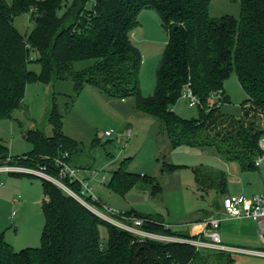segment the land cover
Wrapping results in <instances>:
<instances>
[{"label":"trees","instance_id":"1","mask_svg":"<svg viewBox=\"0 0 264 264\" xmlns=\"http://www.w3.org/2000/svg\"><path fill=\"white\" fill-rule=\"evenodd\" d=\"M89 1L13 0L9 4L0 0V119L17 121L15 112L19 110L27 114L25 96L30 83L53 87L48 116L52 134L23 129V137L33 146L25 154V163L15 160L20 156H11L1 142L0 163L45 167L46 173L55 177L61 170L59 160L83 169L78 161L85 148L64 132L59 99L65 100L64 110L68 111L90 85L109 97H135L136 109L159 122L160 133L166 134L172 151L183 147L212 150L225 161L239 163L244 171L256 168L264 138V0H239L238 17H212V0H95L88 8ZM146 9L159 14L169 35L157 68L156 87L149 97L142 95V56L130 36L140 25L139 14ZM23 14H30L34 24L26 34L14 23ZM32 53H36L35 59ZM33 63L40 65L39 72L31 69ZM233 74L246 95L240 116L221 111V104L230 102L225 82ZM67 83H71V93L57 91ZM185 88L200 100L198 116L190 119L173 109ZM214 97L221 104L210 106ZM18 125L22 126L19 121ZM94 143L99 144L100 139ZM127 163L124 159L113 172L107 184L111 191L120 196L134 188L153 197L163 193L157 176L129 171ZM177 168L166 160L160 162L161 173H173ZM194 176L200 192H227L225 173L197 167ZM42 182L46 225L41 246L15 251L0 230V264H210L195 252L194 245L141 240L102 220L55 183L44 178ZM65 182L81 193L79 180ZM86 198L92 201L90 195ZM92 202L99 207L104 203L101 199ZM118 216L129 224L134 218L144 219L141 229L151 233L191 237L166 229L161 215L131 209L120 211ZM101 225L108 232L104 243ZM227 259L217 264H232L233 259Z\"/></svg>","mask_w":264,"mask_h":264},{"label":"rangeland","instance_id":"2","mask_svg":"<svg viewBox=\"0 0 264 264\" xmlns=\"http://www.w3.org/2000/svg\"><path fill=\"white\" fill-rule=\"evenodd\" d=\"M6 1L9 4L13 2V0ZM94 1H89L88 8L93 6ZM210 14L212 17L227 14L238 17L240 2L212 0ZM138 19L140 25L130 33V36L142 56L140 71L142 95L149 97L153 95L156 87V72L163 58L169 35L162 27L160 16L155 10H143ZM14 23L23 34L29 33L34 25L30 14L16 17ZM36 56V53H32L34 59ZM31 69L36 72L41 70L40 65L36 63L31 65ZM225 90L230 102L221 104L215 99L217 97H214L209 100L210 106L221 104L222 112L237 116L246 95L235 74L226 80ZM52 91L51 86L39 82L30 83L25 96L27 114L24 110H19L15 112L17 121L0 119V142L9 148L11 156L22 157V160L20 157L15 159L19 163L24 164L27 158L25 154L33 149L32 144L23 137V129L25 131L41 129L47 135L52 134V126L48 120ZM57 91L71 93V83L64 86L62 84ZM59 100L63 105L61 107L64 113V132L82 143L85 148L83 158L78 161L80 167H83L79 175L82 178L88 177L93 192L118 212L133 208L144 215H163V218H173L174 221L179 222L180 216L184 217L188 211H214V195H201L195 188L194 169L207 167L225 173L229 178V164L216 152L185 147L172 151L169 148L168 137L160 133L159 122L138 111L135 107L136 98L133 96L109 97L98 89L86 85L76 97L70 110L65 111V100L61 98ZM173 109L187 119L198 116L197 107H190L188 100L184 98H181ZM18 121L22 124L21 127ZM128 128L132 130L130 137H127ZM106 131H110L113 135L107 136ZM96 138L100 139L99 144L94 143ZM124 159H128L129 171L157 176L163 187V193L153 197L149 192L134 188L125 196H120L111 191L107 184ZM163 160L177 165L178 168L173 173H161L160 162ZM17 165L22 168H32L27 165ZM231 166L238 164L232 163ZM0 178L4 182V185L0 184V230L4 231L5 239L15 251L40 247L46 225L42 208L44 198L42 178L28 173L22 176L2 174ZM123 222L129 224L128 220ZM174 229H177L173 230L175 233L187 231L185 226H175ZM100 231L101 241L107 242V227L101 225ZM195 252L210 264L228 260L225 252L203 251L197 247ZM250 258L254 257L237 254L234 256L233 264H242ZM261 261L264 264V259Z\"/></svg>","mask_w":264,"mask_h":264},{"label":"built area","instance_id":"3","mask_svg":"<svg viewBox=\"0 0 264 264\" xmlns=\"http://www.w3.org/2000/svg\"><path fill=\"white\" fill-rule=\"evenodd\" d=\"M182 98L188 100V104L190 107H197L200 103L199 98L192 92L190 88H185L182 94ZM106 135L112 136L113 134L110 131H106ZM131 135L132 130L128 128L127 137H130ZM118 137L120 138L121 135L119 134ZM260 147L263 149V154L257 157V159L255 160L256 166H261L264 164V138L260 141ZM58 163L61 165V170L57 177L47 174L45 167L22 168L18 165L9 163L8 161L0 163V176L2 174L28 173L49 180L59 186L64 192L74 197L80 203L92 210L102 220L132 232L133 234L139 236L141 240L145 238H151L167 242L187 243L194 245L198 249L209 248L217 251H240L264 258V250L237 249L226 246L223 243L222 237L219 232L222 222V218L220 217H211L205 222L206 230L204 232V236L209 238V241L179 236H168L145 231L141 229V225L144 222V219L142 218H134L133 224L124 223L123 219L118 216L120 212H118L114 207L106 203H103L102 207H99L92 202L100 201V199L93 192V188L91 187V183L89 182L88 177L82 178L79 175L81 170L74 168L60 160L58 161ZM93 174H95V172H93ZM66 179H69L70 181L79 180L83 187L81 193H78L71 187H69V185L65 182ZM0 184L4 185V182L1 180V178ZM87 195L91 196L92 201H89L86 198ZM221 209L223 210L225 218L246 217L254 220L257 223V234L261 237H264V194L248 196L241 193L233 196H225L221 202ZM165 228L170 229V226L168 224H165Z\"/></svg>","mask_w":264,"mask_h":264},{"label":"crops","instance_id":"4","mask_svg":"<svg viewBox=\"0 0 264 264\" xmlns=\"http://www.w3.org/2000/svg\"><path fill=\"white\" fill-rule=\"evenodd\" d=\"M241 113H242V109L240 110V113L237 116H240ZM169 148H170V143H169ZM226 162L229 164L230 170H229V178L227 177L228 178L227 192L225 194H220L213 189L208 190L206 192H200L198 191L195 182V188L198 193H200L201 195H205V194L214 195V200H215L213 203L214 211L212 212L188 211L184 217L180 216L181 219L179 222L174 221L173 218L172 219L164 218L165 223L168 224L170 226V229L172 230L179 229V228L174 229L175 226H185L187 227V231L184 233H189L191 236L190 238L209 241V238L204 236V232L206 230L205 222L211 217H220L222 218V222L219 232L222 237V241L226 246L237 249L264 250V237H261L257 234V223L254 220L246 217L225 218L223 214V210L221 209V202L225 196H233L241 193L246 194L248 196H254L256 194H264V164L261 166H256V168L252 170L244 171L239 163L228 162V161ZM232 163H237L238 166H231ZM232 167H236V168H232ZM98 197L99 199L103 200L100 196ZM217 200L220 201V208H217L215 205V202ZM103 202L106 203L104 200ZM122 210L127 211V210H131V208L122 209ZM202 249L203 251L212 250L217 252V250L214 249H209V248H202ZM218 252H225V254L230 256L233 259L232 264L234 262V256L237 254H244L247 256L251 255L248 253H244L240 251H232V250L218 251ZM251 256L254 258L252 259L250 258L247 262H244L242 264H260L262 262L261 259H264L256 255H251Z\"/></svg>","mask_w":264,"mask_h":264},{"label":"water","instance_id":"5","mask_svg":"<svg viewBox=\"0 0 264 264\" xmlns=\"http://www.w3.org/2000/svg\"><path fill=\"white\" fill-rule=\"evenodd\" d=\"M215 205H216L217 208H220V201L217 200V201L215 202ZM135 259H136V256H135Z\"/></svg>","mask_w":264,"mask_h":264}]
</instances>
